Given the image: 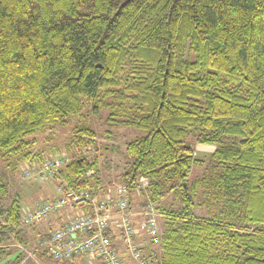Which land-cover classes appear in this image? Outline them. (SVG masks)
<instances>
[{
    "label": "trees",
    "instance_id": "trees-1",
    "mask_svg": "<svg viewBox=\"0 0 264 264\" xmlns=\"http://www.w3.org/2000/svg\"><path fill=\"white\" fill-rule=\"evenodd\" d=\"M87 106L105 112L109 126L145 135L125 144L121 184L99 183L95 157L57 155L68 159L53 175L62 192L102 203L116 200L120 186L127 198L143 179L144 202L156 207L162 227L158 253L138 246L141 259L264 264V0H0V163L42 165L52 156L38 151L36 137ZM191 134L215 145L193 180L201 162L186 143ZM71 136L75 151L96 145L85 123ZM56 186L47 204L60 196ZM4 188L0 179V241L14 234L27 245L20 201L4 208ZM109 190L113 197H98ZM169 194L176 209L160 206ZM70 207L84 211L75 216L91 214L89 204L71 203L34 220ZM114 221L106 229L113 241ZM4 255L0 248V261Z\"/></svg>",
    "mask_w": 264,
    "mask_h": 264
},
{
    "label": "rangeland",
    "instance_id": "rangeland-1",
    "mask_svg": "<svg viewBox=\"0 0 264 264\" xmlns=\"http://www.w3.org/2000/svg\"><path fill=\"white\" fill-rule=\"evenodd\" d=\"M89 109L90 107L87 106L83 110L81 116L69 120L65 127L58 128L54 132H46L37 136L38 151L44 153L46 157L63 155L69 158V160L75 153L77 156L84 155L89 159L95 157L98 163L99 183L105 185L121 184L118 176L125 171L129 162L124 153L125 144L131 140L144 136L145 132L127 127L109 126L105 121V112L93 115ZM83 123L90 126L95 132L96 145L91 150H81L79 152L77 150L75 151L69 144L72 142V129ZM186 143L193 148L195 160L201 162V165L194 166L191 169L189 180H193L203 174L204 168L215 150V145L198 144L194 134L189 135L186 139ZM27 167L28 166H21L20 164L16 169H9L0 163V179L5 187V194L1 197V204L6 208L14 198H18L21 206L22 219L24 221L34 208H38L47 202L50 203L56 198L57 193L55 191V186L59 183L53 179L49 181L25 180L22 177L21 171L23 168ZM107 188L110 187L107 186ZM142 191H144L142 188H140V190H134L133 205L136 210L138 209L136 211L138 212L137 221H139L140 225L138 228L142 230L139 233L142 235V239H145L148 244V246H145L143 253L155 255L158 253L156 243L158 237L156 240L155 237L149 235L145 221L146 217L144 214V216L141 215L143 213L142 210L148 206V203L144 202L146 193L144 192L145 194L143 195ZM178 205V200L172 194L167 195L160 203V206L168 210L176 209ZM154 208L156 209L155 206ZM72 210H75L72 216L80 212L78 208L72 207ZM139 213L141 214L139 215ZM196 213L198 214L199 212ZM52 215H49L42 221H35V218L29 222L23 221L24 225L22 228L26 233V238H24V240L26 239L27 245L21 243L14 234L2 238V241H0V248L4 250L5 255L1 258L0 264H6L15 257L18 258L19 264H59L58 261L43 255L42 251L38 249L42 243L41 237L44 233L54 229L53 226H50L52 223ZM155 219L157 230H161L162 220L158 218L157 221V218ZM136 236L137 232L135 234V242H137L136 239H141V237ZM117 252L123 264H138L136 260L132 259L128 252L125 254L124 258H121L119 251ZM78 259L79 258H76L75 261ZM142 260H144L146 264H149L148 257L142 258ZM85 264L99 263L86 259Z\"/></svg>",
    "mask_w": 264,
    "mask_h": 264
},
{
    "label": "built area",
    "instance_id": "built-area-1",
    "mask_svg": "<svg viewBox=\"0 0 264 264\" xmlns=\"http://www.w3.org/2000/svg\"><path fill=\"white\" fill-rule=\"evenodd\" d=\"M67 162L68 159L65 157L55 156L40 166L23 168L21 174L25 180L49 181L53 179L54 173ZM140 182L141 188L146 187L145 180L141 179ZM56 190L60 196L54 203L42 204L31 211L25 221L29 222L35 217L47 216L71 203H79L82 206L89 204L91 214L70 218L60 229L42 242L40 248L46 249L49 256L59 261H71L77 257H85L89 260L100 261L101 264H123L114 241L106 234V229L114 218L115 227L120 232L126 251L138 264H146L137 251V245L134 241L136 233L130 220L131 213L127 210L128 199L125 197V189L122 186L117 188L118 197L116 200L108 199L102 203L91 198L87 192L77 194L73 191H67L64 193L62 187L58 185ZM111 206H115L118 210L115 215L108 212ZM142 212L146 217L149 235L157 240L158 230L155 219L157 211L149 204Z\"/></svg>",
    "mask_w": 264,
    "mask_h": 264
},
{
    "label": "crops",
    "instance_id": "crops-1",
    "mask_svg": "<svg viewBox=\"0 0 264 264\" xmlns=\"http://www.w3.org/2000/svg\"><path fill=\"white\" fill-rule=\"evenodd\" d=\"M113 195H114V191L109 190V191L105 192L104 194L101 193L98 197H102V196L103 197H113ZM133 195H134V191L130 194L128 193L127 199L130 201L129 209L131 210L132 225L135 229V233L137 232V236L141 237V239H139V238L136 239L137 242H135V243H136L137 247L139 246L140 248L144 249L145 246H148V244H147V241L145 239H142V235L139 233L142 230L138 228V226H140L139 221H137L138 212H136V211L138 209L136 210L134 205H133ZM73 211H75V210H72V207H70V208H65V209L59 211L58 213L54 214L52 216V223L50 225V226H53L54 229L50 228L51 231L62 227L70 218H72L73 217L72 216ZM83 212H84L83 210H80L79 213H83ZM76 214H78V213H76ZM140 214L141 213H139V215ZM141 215H143V214H141ZM143 221H144V218H143ZM111 227H112V234L114 235V244L116 245V249H117V251H119L121 258H124L125 254H127L124 242H123L122 238L120 237L118 231L116 230V228L114 226V222L111 223ZM145 238H147V237H145ZM85 261H86V259H78L77 261L74 260L72 262V264H85ZM90 261H93V260H90ZM96 262L101 264L100 261H96Z\"/></svg>",
    "mask_w": 264,
    "mask_h": 264
}]
</instances>
